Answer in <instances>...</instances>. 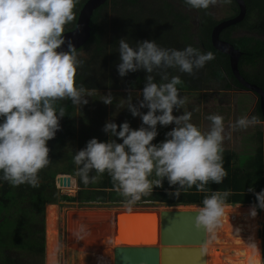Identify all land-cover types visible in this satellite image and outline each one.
<instances>
[{"label":"clouds","instance_id":"obj_1","mask_svg":"<svg viewBox=\"0 0 264 264\" xmlns=\"http://www.w3.org/2000/svg\"><path fill=\"white\" fill-rule=\"evenodd\" d=\"M77 2L0 0V179L11 185L38 186V173L49 163L48 141L55 137L59 121L65 116L64 107L57 108L56 101L68 98L74 105L87 104L85 96H93L96 91L76 81L77 70L83 64L77 48L69 42L67 51L58 50L65 43V26L75 18ZM184 2L192 8L207 9L218 0ZM219 2L228 4L231 0ZM214 58L211 51H201L191 44L176 49L144 40L132 46L120 39L117 67L122 77L138 69L152 73L162 65L193 74ZM162 79L167 82L157 83L152 75L146 77L139 108L129 98L127 107L133 116L141 117L146 127L134 129L127 121L119 125L107 121L103 130L111 138H91L73 156L76 174L85 185L95 183L107 171L129 209L142 195H148L153 185L160 186V178L166 177L170 185L180 186L170 193L179 198L181 189L187 191L195 186L198 192L209 191V182L220 184L227 175L223 161L224 117L209 114L210 127L204 131L192 122V112L174 116V107L186 102L177 87L181 79ZM102 100L111 104L113 97L109 93ZM143 107L149 110L142 113ZM173 123L175 127L166 133V139L153 143L158 135L157 125ZM262 123L259 115H242L231 127L247 129ZM114 138L122 139V143ZM92 170L96 175H89ZM153 173L157 179H149ZM231 194L225 190L205 195L195 216L197 228L210 233L219 227ZM255 196L257 203L250 208L252 217L258 208L264 209V189L255 192ZM248 264L264 261L250 257Z\"/></svg>","mask_w":264,"mask_h":264},{"label":"trees","instance_id":"obj_2","mask_svg":"<svg viewBox=\"0 0 264 264\" xmlns=\"http://www.w3.org/2000/svg\"><path fill=\"white\" fill-rule=\"evenodd\" d=\"M86 1L78 0L74 8L75 18L65 26V32L75 27L79 12ZM246 3L247 15L238 23L239 27L256 31L259 35H244L228 40L244 52L239 66L247 64L257 68L264 64V37L260 36L264 33V0H246ZM186 8L197 12L196 28L193 27ZM217 23L210 6L207 9H196L187 5L184 0H107L92 16L91 38L77 49L85 55L80 56L83 64L77 70L76 81L87 89L142 90L148 75H152L157 83L167 82L162 79L164 76L169 80L173 76H179V95L186 97V100L188 92L197 91L211 81L219 82L223 88H233L232 83L239 84V81L233 75L230 57L216 49L212 43V30ZM233 28L232 25L227 30ZM120 39H126L132 46L144 40L155 41L161 47L176 49H183L191 44L201 51H211L215 58L193 74L182 72L178 67L162 65L152 73L138 69L122 77L117 67L120 63ZM243 73L251 77L247 71L243 70ZM260 85L264 86V83L261 82ZM55 106L64 107L65 116L59 121L60 128L55 137L48 141L49 163L38 173V186L33 187L27 183L14 186L0 179V264H45L46 209L50 204L79 202L88 205L103 203L110 207L125 205V198L115 190L107 171L100 174L95 183L87 185L76 174L77 166L73 162V156L78 151L73 147V141L77 133V105L65 98L56 101ZM250 143L254 145V150L245 151L243 154L224 149L223 161L227 175L220 184L209 182L206 185L209 191L198 192L193 186L187 191L181 189L179 198H175L170 193L180 186L170 185L165 177L160 178V186L153 185L150 193L142 195L133 206L147 202L201 205L204 196L211 191L225 190L232 193L225 206H253L257 203L255 192L264 189V131L259 130ZM59 174L77 177L79 190L76 195L61 191L56 183ZM89 175H96L95 170ZM157 178L154 173L149 177ZM250 188H254L255 192L249 191ZM50 229L49 237L47 236L48 263L58 264L56 237H50L53 231L56 235V230L53 225ZM257 237L251 239L255 241ZM262 237L264 260V224Z\"/></svg>","mask_w":264,"mask_h":264},{"label":"rangeland","instance_id":"obj_3","mask_svg":"<svg viewBox=\"0 0 264 264\" xmlns=\"http://www.w3.org/2000/svg\"><path fill=\"white\" fill-rule=\"evenodd\" d=\"M209 6L211 8V12L214 15V18L217 20L227 18L232 13L231 3L224 4L220 3L218 0L216 4H210ZM186 9L188 10L187 13L191 17L193 27L196 28V24L198 22L197 12L193 9ZM81 54L85 55L84 52H82ZM109 93H111L113 100L111 104H106L103 102L102 98L103 96H106ZM186 96L187 100L184 105H182L180 108L174 107V116H179L182 115L185 111H190L192 112V122L199 126L202 130L207 131L210 127V121L207 120V116L211 113L220 114L224 117L225 124V138L223 141V149H232L236 152H241L242 154L245 151L254 150V145L250 143V141L259 130L264 131V123L250 126L247 129H233L231 125L242 115H259L254 110L256 103L258 102V97L255 93H253L251 90H245L235 87L230 89L223 88L222 84H220L219 82L211 81L207 83L205 87L197 91L188 92ZM85 98L88 100L87 104L77 105V133L76 139L73 141V147L77 151L85 148L87 142L94 137L98 138L101 141H108L111 138L110 134L106 133L103 130L104 125L107 121L115 122L118 125L127 121L130 123V126L134 129H138L141 126L146 127V125H142L141 117L133 116L131 111L127 107L129 98L131 99V103L133 105L138 108L140 107V102L143 100L141 89L96 90L93 96L86 95ZM121 102H123V104H121ZM148 110L149 109L147 107L140 108V111L142 113H146ZM174 127V123L167 126L158 124V135L156 137L157 140H153V143H159L165 140L166 133L171 131V129ZM114 139H116L118 143H122V139ZM70 186L71 187H62L61 191L70 195H76L79 190L77 177L73 176L72 184ZM198 205L200 206V204ZM165 206L167 205L160 202H147L145 204L132 206V208L130 209H156V211H159V209ZM251 207L252 205L250 204H233L230 206H225L226 209L233 208L232 213L237 212V217L238 215L240 216V213L247 214L248 210H250ZM121 209L127 210L129 208L125 207L124 205L110 207L106 206L103 203L88 205L80 204L79 202L70 203L66 205H48L46 209V252L44 260L45 264H49L47 236L48 233L51 231L50 228L52 227V225L56 230V235L53 231V234L50 233V237H56L55 245H57L58 264H108L107 260L103 257V253L101 252V249L103 248L102 244L104 242L103 237L91 235L92 238L88 243L91 246L93 245L92 247L95 248V251H92L94 253L90 252V250L92 249L89 247L91 246H84V244L78 243V240L81 241L85 237L80 236L79 238V223L77 222L79 219H81V217H83L86 212ZM257 213L259 216L257 235H255V233L250 235L248 234V231H246V229H243L242 233L246 234L237 241H233L231 238V226L232 222L236 220L235 218H233V214H228L227 216L223 215L221 225L208 234L215 236H213L214 239L212 244L216 245L215 249H217L219 257L227 255L229 256V264H248V260L250 257L257 258V256L258 259L264 261L262 237V226L264 224V209L258 208ZM238 220H240L238 221V223L240 222L241 224L242 220ZM98 222L99 220L97 221V223ZM96 224L95 220H93V222L91 221L88 224L85 223V225H89L88 231H96L99 227L95 226ZM108 224L110 225L111 222H108ZM147 224L146 226H148ZM143 230H147L146 232L153 231L150 227H145V225L140 226V231L143 232ZM232 233L235 234V232ZM233 234L232 236L234 237ZM140 236L142 237V233L140 234ZM254 236H258L255 241L251 239ZM144 237L146 238L142 240L145 241H141L139 239L138 241L141 243H151L154 234L147 233ZM97 241L99 242L97 243ZM208 243L209 241L206 243L207 246L210 245ZM251 243H255L256 247L250 246ZM85 250L89 252H86Z\"/></svg>","mask_w":264,"mask_h":264},{"label":"water","instance_id":"obj_4","mask_svg":"<svg viewBox=\"0 0 264 264\" xmlns=\"http://www.w3.org/2000/svg\"><path fill=\"white\" fill-rule=\"evenodd\" d=\"M107 0H87L81 8L76 25L64 33L65 43L58 50H68L71 42L77 49L86 44L92 35L91 19L95 10ZM239 5V13L236 16L219 21L212 30V43L216 49L226 53L230 57V65L233 75L247 89L250 88L259 93L262 111L264 113V89L262 86L249 81L241 72L239 66L243 51L237 48L231 41L220 37L223 29L241 22L247 15L246 0H236ZM73 176L70 174H59L56 183L59 188L70 186ZM192 205H197L194 208ZM198 204L191 205H167L159 209V214L154 218L158 233L152 238L151 243L155 245H139L133 241H120L118 236L126 232L128 226L134 224L145 225L146 219L137 216L133 222H125L116 231L111 233V240L115 247L113 250L114 264H207L208 252L205 247L207 243V231L197 228L195 216L199 210ZM142 222V223H140ZM141 225V226H142ZM263 228V226H262ZM146 237L138 235L136 239L141 241ZM141 243V242H140Z\"/></svg>","mask_w":264,"mask_h":264},{"label":"bare ground","instance_id":"obj_5","mask_svg":"<svg viewBox=\"0 0 264 264\" xmlns=\"http://www.w3.org/2000/svg\"><path fill=\"white\" fill-rule=\"evenodd\" d=\"M193 207L197 208L198 206L194 205ZM232 210H233V208L232 209H226L225 208V211H224L225 214L224 215L227 216L228 214H233L234 215L233 218L236 219V220H234V222H232V226H231V229H232L231 238L233 241H237L238 239L242 238L246 234V233L245 234L242 233L243 229H246V231H248V234H250V235H252L254 233H255V235L258 234L257 233L258 222H259L258 213L255 217H252L250 215V210H248L247 214L240 213V216L238 215V217H237L236 216L237 212L232 213ZM157 214H159V211H156V209H133V210L121 209V210H104V211L86 212L83 215V217H81V219L78 220L77 223H79L78 224V236H79V238H80V236H83L87 239L84 238L81 241L78 240V243L84 244V246H86V245L91 246L88 243L92 238L91 235L103 237L104 242L102 244L103 248L101 249V252L103 253V257L107 260L108 264H114L113 250H114L115 244L111 240V233L115 234L116 231L122 226L123 223L131 222V221L133 222L135 217L143 216L147 221L145 223L146 224L148 223L147 224L148 226H146V224H145V227H148V228L150 227L153 230L152 232H150V231L146 232L147 230L146 231L143 230V232H142V231H140V226L142 224H134V225L128 226V228L126 229V232L123 234H120L118 236V239H119V242L124 241V240H126V241L127 240L128 241L137 240L138 243L131 244L133 246L150 245V243H140L138 241V239H136V237L138 235H140L141 233H142L143 237L147 233L154 234V237L155 238L157 237L158 227H156V224L154 225V222L156 221L154 218L157 217ZM101 216H103V217H101ZM238 219L242 220L241 224H240V222L238 223V221H240ZM93 220H95V224L99 220V222L95 225V226H97V227L99 226V227L97 228L96 231L95 230H89L88 231V229H89L88 226L91 225L92 223L89 225H85V223L88 224L91 221L93 222ZM108 222H111V224L109 225ZM140 223H142V222H140ZM144 229H146V228H144ZM232 232H235V234H233ZM208 234L209 233H207V242L209 241L208 244H210V245L209 246H207V244L205 245L207 252H208L207 264H229V262H230V259L228 258L229 256L227 255V256L219 257V254L217 253V249H215L216 245L212 244L215 236L214 235H208ZM232 234L234 235V237L232 236ZM98 242L99 241H97V243ZM151 244L155 245L156 243H151ZM92 246L89 247L92 249V250H90V252L95 251L94 250L95 248H93ZM86 249H88V248H86ZM85 251L89 252L87 250H85ZM211 251H212L213 256L211 255ZM92 253H94V252H92ZM102 262H104V261H102Z\"/></svg>","mask_w":264,"mask_h":264},{"label":"flooded vegetation","instance_id":"obj_6","mask_svg":"<svg viewBox=\"0 0 264 264\" xmlns=\"http://www.w3.org/2000/svg\"><path fill=\"white\" fill-rule=\"evenodd\" d=\"M247 4V3H246ZM189 9V8H188ZM186 11H188L187 9H185ZM231 10H232V13L229 17L227 18H230V17H233V16H236L238 13H239V5L237 3L236 0H231ZM213 14V13H212ZM246 17V16H245ZM223 19H226V18H223ZM223 19H218V22L219 20H223ZM244 20V19H243ZM242 20V21H243ZM241 21V22H242ZM240 23V22H239ZM234 28L231 29V30H227L228 27H226L225 29L222 30L221 34H220V37L224 40H228V38H238V37H241V36H244V35H259L258 32L256 31H250L249 29L245 28V27H239V24H235L233 25ZM232 27V26H230ZM261 37H264V33L260 34ZM234 44V43H233ZM235 45V44H234ZM226 54V53H225ZM244 54V52H243ZM242 54V55H243ZM228 55V54H227ZM229 56V55H228ZM242 57V56H241ZM241 57H240V60H241ZM240 69H241V72L243 73V70L244 71H247L251 77H249L248 75L244 74L245 77L251 81V82H254L256 83L257 85H260L261 82L264 83V64L262 66H259L257 68H254L252 67L251 65H247V64H243L242 66H240ZM235 77V76H234ZM236 78V77H235ZM237 80V78H236ZM238 81V80H237ZM232 85H234L233 87L235 88H240V89H245V90H251L253 93L256 94V96L258 97V102L256 103V106H255V111L256 113H258L261 118L264 120V113L262 111V106H261V98H260V95L258 92H256L255 90H252L250 88H246L244 87L240 82L239 84H235L234 82L232 83ZM263 87L264 89V86L263 85H260Z\"/></svg>","mask_w":264,"mask_h":264}]
</instances>
